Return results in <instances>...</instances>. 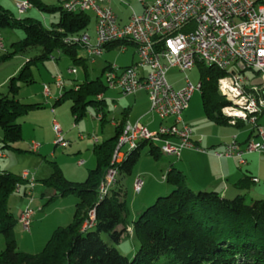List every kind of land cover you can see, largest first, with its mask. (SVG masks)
I'll list each match as a JSON object with an SVG mask.
<instances>
[{"label":"trees","instance_id":"trees-1","mask_svg":"<svg viewBox=\"0 0 264 264\" xmlns=\"http://www.w3.org/2000/svg\"><path fill=\"white\" fill-rule=\"evenodd\" d=\"M27 2L40 11L59 14V21L47 28L41 21L30 17L15 18L0 5V30L8 28L23 33L21 40L11 43L12 53L0 47L3 49L0 66L30 48L40 49L38 56L25 61L19 72L9 79L8 94L0 96L1 149L12 148L13 143L21 141L20 118L40 107L38 104H22L16 99L20 84L33 83L30 65L50 60L54 51L66 53L74 63L81 62L76 50L84 47L65 40L86 34L91 22L87 12L69 13L62 5L50 6L40 0ZM129 44L135 46L130 41L121 40L106 45L104 49ZM200 66L202 111L214 124H227L228 118L221 114V109L229 103L219 94L217 83L221 78L247 70L222 71L213 66ZM76 87L64 92L55 104L70 100V112L78 121L89 106L100 109L102 102L97 97L105 92L107 85L97 78L84 80ZM115 128L111 138L94 147L96 166L88 171L83 182L68 181L61 169L52 163L50 176L41 183L54 189L55 197L72 195L77 202L71 223L54 229L43 249L36 254L17 248L13 235L17 222L6 209L8 196L14 194L17 184L25 187L26 181L21 175L0 171V235L4 241L0 264H264V198L247 201L243 195L228 198L216 191H195L189 187L183 174L174 168L164 176L170 193L158 197L132 223L133 235L138 241L132 259L119 254L113 245L121 241L127 227V206L123 190L118 186L119 179L102 199L97 196L101 179L111 167V157L123 124ZM146 144L142 142L136 149L126 152L122 162L116 165L118 178L131 173ZM148 145L147 152L157 159L160 153L156 145ZM244 183L241 180L235 187L243 188ZM89 211L94 212L95 225L84 231L81 226ZM101 234H106L108 244L102 241Z\"/></svg>","mask_w":264,"mask_h":264},{"label":"built area","instance_id":"built-area-1","mask_svg":"<svg viewBox=\"0 0 264 264\" xmlns=\"http://www.w3.org/2000/svg\"><path fill=\"white\" fill-rule=\"evenodd\" d=\"M104 2L68 0L62 4L63 10L69 13L89 11L95 17L94 44L90 43L87 34L67 38L65 42L83 46L90 61L101 56L108 44L121 40L134 43L137 61L120 70L111 66L104 75L106 85L109 89H117L123 96L146 91L150 111L161 123L153 132L139 122L124 126L113 151L111 167L97 192L99 199L117 183L119 172L116 165L139 143L156 145L160 154L176 159L182 150H198L193 142L192 127L184 122L182 111L187 107L188 98L200 90V85L193 86L185 77L184 87L175 90L166 81L165 73L170 69L184 73L200 64L222 71L232 68L235 72L255 71L264 88V2L261 0H155L142 14H132L123 25L117 24L116 15L103 5ZM16 8L19 15L24 14L31 4L26 0L19 1ZM53 59L51 57L50 60ZM143 69H147L145 76L140 75ZM67 72L74 74L75 70L68 69ZM246 81L238 73L219 79L218 92L230 102L222 111L233 125L237 120L245 123L249 120L256 128L260 142L250 141L241 146L233 137L223 150L213 152L216 158H233L243 166L246 164L245 155L264 154V129L255 122L257 114L264 110V97L258 98L261 87H247ZM54 83L58 88L63 85L60 76L55 77ZM43 92L48 95V86H43ZM97 99L101 101L102 95ZM52 130L54 145L67 148L69 143L56 121ZM21 179L28 184L25 196L31 198L33 180L27 181L26 173L21 175ZM133 187L135 193H140L143 179L137 177ZM21 189L22 186L17 184L14 193H21ZM33 213L32 209L24 208L17 220L24 232L31 230ZM84 223V229H93L94 212Z\"/></svg>","mask_w":264,"mask_h":264},{"label":"crops","instance_id":"crops-1","mask_svg":"<svg viewBox=\"0 0 264 264\" xmlns=\"http://www.w3.org/2000/svg\"><path fill=\"white\" fill-rule=\"evenodd\" d=\"M19 1H23V0H17L16 2H19ZM40 1L44 3L43 0H40ZM57 1H58L57 5L46 4V3L44 4L59 7L63 2H66L68 0H57ZM154 1L155 0H105L103 5L111 9V11L116 15L117 22H118L117 24L123 25L129 21L132 14H137V15L142 14L145 11L144 9H146ZM261 2H264V0H261ZM31 8H34V7H31ZM27 11H29V9ZM54 14L56 15H53L50 18L45 19L46 23L43 24L44 27L50 28L52 24L57 23L59 21V14L57 13H54ZM94 24H95V17H94ZM94 24H93V27L89 31L85 30V33L89 36L88 38L90 39L91 44L95 43V38H94L95 37V25ZM0 41L2 42V39H0ZM3 47L5 48L4 44H3ZM135 48L136 46L132 44L123 46L122 48L121 47L120 48L108 47V48L103 49L102 55L93 61L89 60V56L85 48H80L76 50L77 57H80L82 59V61L79 63H74L71 60V58L64 52L54 51L53 53L54 59L49 60L51 61L50 66H52L53 71H54L53 76L50 78L52 79L51 82L54 83L55 77L60 76V78L62 79V83H63L62 87L58 88L54 83L53 89H50L48 87V95L44 94L43 88H42L40 91L41 92L40 95L45 100V103H40V102H35V103L24 102L23 103V104H38L40 105V107L29 111L23 117V121L20 122L21 135L23 131L22 124L24 123H28V125L31 126L32 130L34 131L32 134H35L36 133L35 130L40 129L37 123V119L39 118L37 117H40L42 114L45 115L44 117L46 119V122H45L46 128H47L46 130H48V137L43 138V143H44L43 146L42 145L37 146L36 144L28 143L31 147L30 148L31 153L32 152L34 153L35 150H37V153L39 151L40 152L43 151L47 153L48 148L50 147L55 150V145L53 143L55 141V135L52 130V124L54 121H56L60 125L61 130L63 131L64 138L69 143L67 148L68 147H71V149L75 148L76 155L81 153L82 151L81 145L83 142L79 144H77L76 142L74 143L75 144L74 145L73 142L71 141H73L74 138L76 137L74 135L75 130L77 128L75 124H77L76 122L81 120L84 117V115L78 121H75V119H73L74 121L73 124L71 123L70 119H68V117L72 116V114L71 115L67 114V117L65 115H62L61 117L57 118L59 110L58 108H56V105H60V103L55 104L56 101L61 97V95L64 92H67L68 90L76 89L75 88L76 85H79L84 80H95L97 78H100L101 81L104 84H106L105 78H102V77L105 75V73L109 70L111 66H114L115 68L120 70V69H123V68H126L132 65L133 63H135V61H137V53H136ZM115 51H120L122 53L125 52L124 55L126 56V61L123 65H117V63H114L115 61L117 62V56L114 55ZM62 59L63 61H65V67L63 70L60 69V64H59L60 60ZM23 64L24 63H22V65ZM87 64L91 66L99 65L98 73H96L95 76H90L89 71L87 70ZM22 65H20L19 68H21ZM76 66H82L83 68V75L81 76V80L79 79L80 77H76L77 75V70L75 68ZM68 69H73V71L75 70V73L68 74L67 72ZM171 70H176V69L172 68L168 72H170ZM231 70L235 71V68H232ZM176 71H178V73H181L179 70H176ZM168 72L165 73L166 81L175 90H180L182 87H177L173 85L167 79ZM247 72H249L251 75H248ZM146 73H147V69H143L140 75L145 76ZM242 76L246 78L247 80L244 83L246 84L247 87H258V88L261 87V91L264 89L262 88L263 86H262L260 77L255 73V71L253 72V71L247 70L244 73H242ZM105 89H106L105 92L102 93V99H101L102 104H100L99 106L100 109L97 110L96 107H94L95 108L94 115L96 119H98L101 123H104L106 121L105 119L106 110L105 109L107 107V102L105 100V96L108 91H112L113 95H111V98H110L111 99L110 102H112V105L114 104L112 106V110H116L117 108H119L118 104L119 105L123 104L121 113H119L120 116L111 121V128H113L114 133L116 129L115 127L121 123L123 124V126H126L128 124L131 125V124L139 122L152 132L158 129L161 122L150 111V104H149L148 95L146 91L140 90L132 95L123 96L124 98H119L117 100V103L115 104L113 98L115 96H118L120 92L117 89H109V88H105ZM48 107H50V111H48L49 109H46ZM188 109L189 108L187 105L185 111H183L182 117H183L184 122L192 127L193 142L195 144V147H197L199 151L194 150V149L193 150L192 149L182 150L181 155L178 159L168 158V157L163 156L162 154L161 155L159 154V157L155 160L153 157L149 155V153H146L145 157H148V159L149 158L152 159L150 160L152 162L150 161L146 162L148 163V165H150V167L146 166L143 168L141 165L140 166L133 165L134 167L131 173L128 175L127 178H125V187L129 190L132 189L133 191L134 190L133 186H134V182L136 178L137 177L143 178V188L140 190V193L142 194L143 192H146V190H153V192H155L153 193V195H151V198H153V196H156L157 194H160L161 192L169 191L168 188H166L164 184H161V182L158 180L159 179L158 176L159 174H161V177H163L168 173L170 169L174 168L183 174L182 176L185 177V180L187 184L189 185V187L195 191H198V190L199 191H207V190L216 191L220 194V196L222 195L228 198H234L237 195H243L245 198L250 196L251 197L250 199L263 198L264 197V154L251 153V154L245 155L244 161H246V164L244 166L243 165L241 166L240 164H238V161H236V159H233V158H230V159L220 158L219 159L213 156L214 151H221L224 145L228 144L232 140L233 137L241 146H245V144L250 141L260 142V138L258 137V135H256L257 132L254 129L255 128L254 125L251 123H240V122H237V124L235 125L229 124L227 122H226L227 124H222V125L214 124L212 121L206 118L204 119V118L194 117V116L192 117L191 115H188L187 114ZM39 111H42V112H39ZM263 116L264 115H261L259 119L257 120L258 124H260L258 121ZM72 118L74 117L72 116ZM114 133H112V135H110L104 140L111 138L114 135ZM79 136L80 135L78 134V137H76V139L82 140L81 136L80 137ZM89 141L92 142V151L97 144H100L98 139L95 137H92V139H90ZM34 145L37 147L34 148ZM1 148H2V145L0 146V149ZM16 150L18 152H21L19 148H17ZM6 157H7L6 155L0 152L1 160L7 161ZM78 167H81V166H78ZM0 171H7V170L0 169ZM66 179H68V181H72L69 178H66ZM241 180L245 181L244 184H246V186H243V188L235 187L236 184L240 182ZM32 182H33V188L30 191V194H29L30 197L32 198V194H34L36 189H40L41 198H43V200L47 199V201L49 202L48 197L46 195L48 193L44 191L46 186L40 182H35V181H32ZM72 182H76V181H72ZM39 185H41V187ZM27 189H28V184L26 183V186L22 187L21 193L17 194L21 196V201L28 198L24 194V192L27 191ZM52 194L54 195V193ZM59 199H62V198H59ZM76 202H77V199L74 200L75 204ZM147 202H150V201H148V199L147 201L146 200L144 201L143 199L142 203H140L141 205L139 206V209H138L139 211H137L136 216H139L142 213V211L146 208ZM38 203L39 202H37V204ZM28 204L29 205L32 204L31 201L28 202ZM22 210L17 212V214L15 215L16 222ZM33 212L34 213H33L32 220H31L32 221L31 222V232L30 233L24 232L22 228L20 227L21 231L24 234H30V235L31 233L33 234L32 226L35 223L38 224V221H40L39 223L41 224L43 223L44 219H47L46 215L43 213L41 220L35 221L36 214L38 213L40 214L42 211L38 212L36 210H33ZM16 224H19V222H17ZM127 227H129V224L127 225ZM130 227H132V225ZM43 234L44 236H48V234H46L45 232ZM30 237H33V236H30ZM36 250L38 249H35L34 252L38 253L39 251H36ZM24 251L26 253L28 252L27 250H24Z\"/></svg>","mask_w":264,"mask_h":264},{"label":"rangeland","instance_id":"rangeland-1","mask_svg":"<svg viewBox=\"0 0 264 264\" xmlns=\"http://www.w3.org/2000/svg\"><path fill=\"white\" fill-rule=\"evenodd\" d=\"M17 0H0V5L4 7L6 10L10 11L11 15H13L15 18H20V17H30L33 19H36L38 21H41L43 24L46 23L45 19L50 18L53 15H56L54 13H48V12H43L39 11L36 8H31L29 11H27L23 15H19L18 10L16 8V2ZM24 1V0H23ZM27 1V0H26ZM44 3L46 4H53L57 5L58 1L57 0H43ZM67 2V1H66ZM65 3V2H63ZM62 3V4H63ZM61 4V5H62ZM32 7V5H31ZM87 14L91 18L90 24H88V28L86 29L89 31L94 24V16L92 12L87 11ZM23 37V33L20 30H10V29H1L0 30V39H2V42L0 41L1 45L5 46V50H8L9 53H12L10 49V44L16 42L17 40H21ZM3 49H0V53H2ZM39 48H30L26 50L23 53L14 55L7 63L4 65L0 66V96L1 95H7L8 93V81L11 77L15 76L20 68L19 66L22 65L25 61L29 59H34L36 56H38L40 53ZM124 53L120 51H115L114 55L117 56V62L115 61L114 63H117V65H123L126 61V56ZM54 56V55H53ZM27 59V60H26ZM51 61L45 60V61H37L35 64L30 65V71L33 79V83L24 85L20 84V88L18 90L16 99L19 100L22 104L24 102L26 103H35V102H40V103H45V100L43 97L40 95L41 94V89L43 88L44 85L48 86L50 89H53L54 83L51 82L52 79L50 77L53 76V68L50 66ZM60 69L63 70L65 67V61L60 60ZM77 70V75L76 77H80L79 79L81 80V76L83 75V68L82 66H76L75 67ZM201 66L200 64H197L192 71H187L184 74L178 73L176 70H171L167 74V79L175 86L177 87H184V79L185 77H188L189 81L192 83L193 86L196 87L197 84L200 83L201 77H200V71H201ZM87 70L89 71L90 76H95L96 73H98L99 70V65L91 66L87 64ZM248 75H251L249 72H247ZM102 78H105L104 76ZM68 87V86H67ZM77 88V87H75ZM113 92L108 91L105 96V100L107 102V107H106V116L105 119L106 121L104 123H101L98 119H96L94 113H95V108L94 107H89L87 109L86 114L84 117L76 122L75 124L77 126L74 135L78 137V134L81 136L82 140L74 138L73 144L77 142V144L82 143L81 148L82 151L81 153L76 155L75 148L68 147L67 149L60 148L58 146H55V150L52 149L51 147L48 148V152H38L35 150V152L31 153V147L28 143L36 144L37 146H43V138L48 137V130H46V119L45 115H41L40 117H37V123L40 127V129L35 130L36 133L32 134L34 131L32 130V127L28 125V123L22 124L23 131H22V140L13 143L11 146L12 148L9 149H0V152H2L4 155L7 157V161H3L0 159V169L1 170H7L8 172L10 171L11 173H14L16 175H22L23 173H26L28 175V181L33 180L35 182H40L46 180L52 171V163H55L58 168L61 169L62 174L64 175L65 178H69L72 181L76 182H83L84 179H86V176L88 174V171L91 169L93 170L96 166V158L95 155L93 154L92 151V142L89 141L92 139V137H95L98 139L100 143L103 142L104 139L112 135L113 128H111V121L118 118L120 116L119 113H121V110L123 108V104L119 105L116 110H112V102L111 101V95ZM258 98H262V94H264V89L261 91L259 90L258 92ZM129 96V95H128ZM9 97H11L9 95ZM201 97V92L199 90H196L194 94L189 98L188 102V111L187 114L191 115L192 117H200V118H206L205 113L203 110L202 106V99ZM119 98H124L122 94H118V96H115L114 103H117V100ZM109 99V100H108ZM70 100H66L65 102L60 103V105H56V108H58V117H61L62 115H65L67 117V114L71 115L70 113ZM46 107V106H45ZM45 109V108H44ZM42 109V110H44ZM49 109L50 107L46 108ZM224 109V108H222ZM222 109H221V114H222ZM138 110V108H137ZM185 111V110H184ZM42 112V111H39ZM135 112V111H134ZM133 112V113H134ZM183 112V111H182ZM30 114V113H29ZM132 114V113H131ZM68 115V116H69ZM224 116V114H222ZM261 115H264V110H262L261 113L257 114V120ZM227 118V117H226ZM68 119H70L71 123L73 124L74 121L72 116H69ZM227 123L230 122L229 118L227 119ZM20 122L23 121V117L20 118ZM249 120L246 121V123ZM236 124L237 122L240 123H245L243 121L237 120L235 121ZM261 126V128L264 129V116L258 121ZM135 124V123H134ZM231 124V123H229ZM133 125V124H131ZM235 125V124H234ZM124 129V126H123ZM256 130V128H254ZM32 130V131H31ZM2 130L0 129V144L1 139L3 136V133L1 132ZM123 131V130H122ZM79 136V137H80ZM120 137V136H119ZM75 145V144H74ZM160 145V144H159ZM1 146V145H0ZM19 148L21 152H18L16 149ZM12 149V150H10ZM54 150V151H53ZM149 150V145L146 144L141 152H140V157L136 164L134 166H142L144 167H150L148 163L152 159H148V157H145V154L148 153L147 151ZM160 153V152H158ZM81 162V164H79ZM152 162V161H150ZM81 166V167H78ZM6 167V168H5ZM107 172V171H106ZM106 176V173L104 175V178ZM128 176H121L119 179V187L123 190L122 192L124 193V200H125V205L127 206V217L126 222L129 224V227H126V233L123 235L121 238V241L113 245L115 249L121 254L122 256H125L128 259H132L133 254H135L136 250L138 249V241L133 235L132 225L133 222H135L138 219V216H136L137 211H139V206L141 205L143 199L144 201L148 199L147 202V207L153 205L155 203L156 199L158 197H164L167 196L170 193V187H168L166 181L164 180L165 177H161V174H159V181L161 184H164L166 188H168V192H161L160 194H157L156 196H153L151 198V195H153V190H146V192L141 193H135L132 191V189H127L125 187V178ZM143 179V178H142ZM102 181L99 184L98 191L100 189L101 183L104 181V179H101ZM117 184V183H116ZM115 184V186H116ZM41 187V185H39ZM33 188V187H32ZM32 188L30 190H32ZM113 188V187H112ZM40 189H36L34 194H32V198H26L21 201V196L17 194H11L8 196L6 200V209L9 210V212L13 215L14 219L15 215L17 212L21 211L24 208H30L32 210H36L38 212H41L40 214H36V220H41L42 214L44 213L46 215L47 219L43 220V223L34 224L32 226L33 234H24L21 231V225L16 224V226L13 229V235L17 243V248L20 251L27 250L29 254H36L35 249H38L36 251H41L43 249V245H45L46 241L50 238L52 232L54 229L57 227H66L71 223V218L73 217L74 213V200L76 198L72 195H69L68 197L59 199V197H55L52 193H55V190L49 187H46L44 191H46L47 199L41 198V191ZM97 191V192H98ZM157 193V192H156ZM52 194V195H51ZM141 194V195H140ZM155 195V194H154ZM98 199H99V193H97ZM250 196L247 197L245 200L250 201ZM264 198V197H263ZM59 199V200H57ZM150 199V200H149ZM261 199V198H259ZM31 200L32 204H28V202ZM36 201V202H35ZM34 202V203H33ZM37 202H39L37 204ZM48 203V204H47ZM43 208V209H42ZM145 208V209H146ZM22 210V211H23ZM92 211H89L87 214L86 220H88L89 215ZM84 224L81 226L82 230H87L84 229ZM127 224V225H128ZM60 225V226H58ZM31 232V230H30ZM29 232V233H30ZM48 234V236H44L43 233ZM33 236V237H30ZM48 237V238H47ZM102 241L105 243H109L106 234H101L100 235ZM4 247V241L3 237L0 235V250H2ZM22 248V250H21ZM25 252V251H24Z\"/></svg>","mask_w":264,"mask_h":264},{"label":"bare ground","instance_id":"bare-ground-1","mask_svg":"<svg viewBox=\"0 0 264 264\" xmlns=\"http://www.w3.org/2000/svg\"><path fill=\"white\" fill-rule=\"evenodd\" d=\"M243 71H244V70H243ZM241 75H242V74H241ZM107 88H108V87H107ZM219 94H220V93H219ZM192 95H193V94H192ZM192 95H191V96H192ZM220 95H221V94H220ZM221 97H222V95H221ZM189 98H191V97H189ZM189 98H188V102H189V100H190ZM223 98H224V97H223ZM224 99H225V98H224ZM225 100H226V99H225ZM226 101H227V100H226ZM227 102H228L229 105H230V102H229V101H227ZM187 105H188V104H187ZM182 114H183V113H182ZM222 114H223V111H222ZM124 128H125V127H124ZM117 140H118V139H117ZM146 143H148V142H146ZM237 143H238V142H237ZM248 143H250V142H248ZM248 143H246L245 146H246ZM139 144H140V143H139ZM139 144H138V145H139ZM148 144H149V143H148ZM238 144H239V143H238ZM239 145H240V144H239ZM223 148H224V147H223ZM222 150H223V149H222ZM111 158H112V157H111ZM123 159H124V158H123ZM123 159H122V160H123ZM175 159H176V158H175ZM122 160H121V162H122ZM121 162H120V163H121ZM120 163H119V164H120ZM241 166H242V165H241ZM133 189H134V187H133Z\"/></svg>","mask_w":264,"mask_h":264}]
</instances>
